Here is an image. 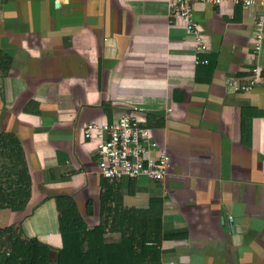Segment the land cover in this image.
<instances>
[{
  "label": "crops",
  "instance_id": "0c3cea01",
  "mask_svg": "<svg viewBox=\"0 0 264 264\" xmlns=\"http://www.w3.org/2000/svg\"><path fill=\"white\" fill-rule=\"evenodd\" d=\"M174 1L0 0V52L12 60L0 130L21 141L32 178L26 209L0 208V229L21 224L23 236L51 244L57 259L58 194L73 196L97 226L100 138H86L84 127L139 105L143 125L170 154L168 175L110 183L129 207L160 198L163 231L185 234L161 242V264H264V87L229 86L250 77L263 8L194 0L209 45L197 64L195 38L170 15ZM246 108L258 113L244 134ZM120 238L105 234L106 243Z\"/></svg>",
  "mask_w": 264,
  "mask_h": 264
},
{
  "label": "trees",
  "instance_id": "16d2710c",
  "mask_svg": "<svg viewBox=\"0 0 264 264\" xmlns=\"http://www.w3.org/2000/svg\"><path fill=\"white\" fill-rule=\"evenodd\" d=\"M11 62L9 55L0 52V88ZM257 113L253 108L242 110L244 134L252 131V118ZM121 179L102 180L100 222L93 228L73 196H55L59 224L55 238L60 248L57 259H52L51 244L37 237L26 238L21 234L22 227L18 230L20 224L0 229V235H5L0 243V264H161V242L185 234L163 231L160 198L151 199L148 207L126 206L119 187L110 183ZM31 195L32 178L24 147L15 134L0 130V208L22 212ZM92 211L90 200L87 212ZM108 232L120 233V241L106 243Z\"/></svg>",
  "mask_w": 264,
  "mask_h": 264
},
{
  "label": "built area",
  "instance_id": "2783aa9c",
  "mask_svg": "<svg viewBox=\"0 0 264 264\" xmlns=\"http://www.w3.org/2000/svg\"><path fill=\"white\" fill-rule=\"evenodd\" d=\"M194 0H175L171 7V17L182 21L188 34L195 38V62H201V55L208 51V42L197 21L193 8ZM220 4L222 0H202ZM245 8L261 5L262 11L255 19L254 42L249 54L250 77L242 83L239 79L230 82L233 92L250 91L257 86L264 87V66L259 63L264 50V0H236ZM146 108L134 105L120 113L112 123L91 121L84 127L86 138L99 137V173L106 178L146 177L163 181L171 166L168 151L155 140L152 130L143 125Z\"/></svg>",
  "mask_w": 264,
  "mask_h": 264
}]
</instances>
